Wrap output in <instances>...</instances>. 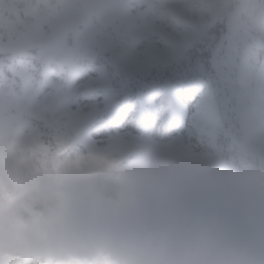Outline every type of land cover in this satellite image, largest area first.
Returning <instances> with one entry per match:
<instances>
[{
  "label": "clouds",
  "instance_id": "1",
  "mask_svg": "<svg viewBox=\"0 0 264 264\" xmlns=\"http://www.w3.org/2000/svg\"><path fill=\"white\" fill-rule=\"evenodd\" d=\"M147 3L162 7L161 0ZM34 4L41 18L67 25L81 14L121 11L117 0ZM193 8L194 23L240 15L239 0H192L181 14L192 19ZM244 15L264 17V0ZM220 164L185 161L172 190L147 193L133 162H116L107 143L89 145L67 127L5 120L0 264H264V180L249 182L242 172L219 175ZM219 185L244 195L223 204L192 191Z\"/></svg>",
  "mask_w": 264,
  "mask_h": 264
},
{
  "label": "trees",
  "instance_id": "2",
  "mask_svg": "<svg viewBox=\"0 0 264 264\" xmlns=\"http://www.w3.org/2000/svg\"><path fill=\"white\" fill-rule=\"evenodd\" d=\"M191 2L178 0L179 8ZM161 3L162 7L158 10H152L147 5L146 10L139 13L143 23L140 29L143 36L140 39L134 40L110 30L100 33L102 43L94 47L96 53L87 66H103L106 81L103 78H90L78 89L75 106L79 121L85 124L91 120L95 127H102L108 124L112 112L121 115L130 109L136 118L138 133L152 137L155 121L164 123L171 115L169 87L192 85L199 92H203V87L211 88L222 112L218 174L242 172L247 173L249 182L264 180V161L244 140L233 103V93L252 87V84L245 86V80L241 79L243 71L264 75V29L256 25L251 16L244 15L240 10V0L238 17H217L196 23L181 14L180 9L173 7L168 0H161ZM194 13L195 8L192 19H195ZM236 18L241 24L239 35L232 28V21ZM78 26L81 24L58 26L42 23L40 29L45 28L44 37L26 49L3 46L0 41V82L8 87L14 81L17 86L22 83V75L17 70L26 68L28 73L43 80V71L51 70L53 77L65 83L78 70L60 59L50 44L56 40V44L62 45L65 38H75ZM146 37L151 38L154 48L148 46ZM246 41L252 47L248 55H243L240 49ZM106 83L110 84L115 100L111 108L101 110L96 101L106 90ZM152 114L155 121L151 120ZM36 122V128H70L78 138L65 117L48 123L42 120ZM59 139L65 142L66 149L67 138L61 136ZM110 143L112 158L116 162L131 161L136 170L142 172L154 169L157 179L154 193L173 189L183 165L171 159L163 146L158 145L151 157L143 158L132 152L117 154L113 149L115 142ZM108 162L111 163L112 159H108ZM227 187L219 185L199 189L215 191L220 195ZM18 195L22 196L23 192Z\"/></svg>",
  "mask_w": 264,
  "mask_h": 264
},
{
  "label": "rangeland",
  "instance_id": "3",
  "mask_svg": "<svg viewBox=\"0 0 264 264\" xmlns=\"http://www.w3.org/2000/svg\"><path fill=\"white\" fill-rule=\"evenodd\" d=\"M117 3L121 10L118 16L100 13L88 17L89 24L95 28L94 36L88 42H77L75 38V43L72 44L73 40L70 41L68 38L69 40H63V45H58L55 42L56 40H53L50 44L52 51L55 49L58 56L67 59L77 67L85 68L81 61L87 62L93 59V55L96 53L94 47L102 41L99 36V33L102 31L101 29L114 30L118 34L121 26L118 22H124V26L129 30L128 33L130 32L131 35H136L135 37L139 35L140 37L141 35L138 33L137 28V15L139 12L145 10L147 0H117ZM241 4L248 9L250 0H241ZM39 7L42 8L43 6ZM238 20L239 18L233 23L232 28L239 35L241 24ZM257 20L261 26H264V17H257ZM44 22L51 25L64 24V22L56 18H41L39 8L35 6L34 0H0V41L2 42L0 43L3 46L26 49L31 45L39 43L45 34V28L40 29L41 24ZM83 28L84 25L81 24L78 29L83 30ZM50 40L51 37L49 35L48 41ZM104 71L101 65L85 68L84 72L74 75L69 79L67 90L64 94H62L63 85L54 81L48 74L47 81L49 84L44 85V87L39 85L38 87L31 86L28 88L22 82L24 87L15 90L13 87H5L0 82V129H2L5 120L30 123L34 126L38 119L43 118V113H52L55 118L56 116L68 115V119L72 122V126L79 134L80 139L89 145L93 141L112 137L118 139L117 145L114 147H119L123 153L138 148L143 155L151 154L155 148L153 141L132 142L129 139L130 137H127L126 130L131 129L134 124L132 120L133 115L130 112H125L122 116L113 118V125H111V129L108 131L104 129H91L89 125L80 126L75 123L73 117H75L74 101L76 89L87 78L102 77L105 73ZM21 72L25 81L29 79L33 81V78L28 76L24 70H21ZM243 75L245 78H249L251 73ZM261 83L259 81L257 86H255V90L262 85ZM209 90H206V94ZM248 92L245 91L243 94H237L235 97L236 109L239 115L240 96L247 95ZM193 94L197 100L201 97L191 87L178 86L174 89V93L170 95L174 114L165 125H157L155 138L167 147L175 159L182 163L185 161H191L193 164L215 163L218 159V146L216 142L218 125L216 123L220 119L219 107L217 105V108L208 120H202L200 118V109L197 107L196 102L192 100ZM174 99H178L183 103V107L176 106ZM113 100V93L107 91L98 98L97 104L101 109H106L112 105ZM263 116L264 110L255 101L247 117L240 115L247 140L264 158ZM42 121L47 122L46 119H42ZM173 131L178 133V135H172ZM137 175L140 177L139 179L142 184L148 186L147 177L141 174L143 180L140 174L137 173ZM223 193L221 196V203L223 204H228L232 200L244 195L240 189L229 190L226 188Z\"/></svg>",
  "mask_w": 264,
  "mask_h": 264
},
{
  "label": "snow or ice",
  "instance_id": "4",
  "mask_svg": "<svg viewBox=\"0 0 264 264\" xmlns=\"http://www.w3.org/2000/svg\"><path fill=\"white\" fill-rule=\"evenodd\" d=\"M88 17L89 16L87 14H81L74 18L75 25H84L83 30H79L78 28L76 30L75 38L77 42H88L94 36L95 28L94 26L89 24ZM145 39L148 41L149 47H155L150 37H146ZM256 96V91H249L247 95L240 96L239 112L242 117H247L249 115L250 111L252 110ZM259 96L261 109L264 110V86L260 88ZM192 100L196 102L197 107L200 109V118L202 120H208L214 110L217 108V100L211 90H209L207 94L201 96L199 100H197L195 95L193 94ZM172 135L175 136L178 135V133L173 131Z\"/></svg>",
  "mask_w": 264,
  "mask_h": 264
},
{
  "label": "bare ground",
  "instance_id": "5",
  "mask_svg": "<svg viewBox=\"0 0 264 264\" xmlns=\"http://www.w3.org/2000/svg\"><path fill=\"white\" fill-rule=\"evenodd\" d=\"M174 104L176 105V106H178V107H180V108H182L183 107V103H181L178 99H174Z\"/></svg>",
  "mask_w": 264,
  "mask_h": 264
}]
</instances>
